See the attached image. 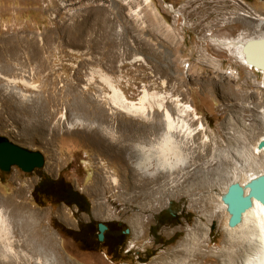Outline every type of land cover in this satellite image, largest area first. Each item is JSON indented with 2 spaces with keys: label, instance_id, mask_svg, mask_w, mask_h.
<instances>
[{
  "label": "rangeland",
  "instance_id": "374dc122",
  "mask_svg": "<svg viewBox=\"0 0 264 264\" xmlns=\"http://www.w3.org/2000/svg\"><path fill=\"white\" fill-rule=\"evenodd\" d=\"M260 36L264 0H0V137L45 157L32 173L0 171V264H155L197 224L204 205L196 198L209 194L222 211L229 178L264 173V153L253 154L264 134V74L227 44ZM109 86L128 102L145 98L146 121L121 112ZM165 111L194 159L177 178L194 180L150 183L156 196L144 209L148 198L131 179L136 153L125 161L102 134L139 133L156 119L163 128ZM44 176L84 195L89 217L33 201ZM168 210L181 213L168 220ZM159 216L165 225L154 228ZM78 219L128 230L120 256L80 252L63 233ZM206 226L217 252L223 229Z\"/></svg>",
  "mask_w": 264,
  "mask_h": 264
},
{
  "label": "bare ground",
  "instance_id": "6f19581e",
  "mask_svg": "<svg viewBox=\"0 0 264 264\" xmlns=\"http://www.w3.org/2000/svg\"><path fill=\"white\" fill-rule=\"evenodd\" d=\"M244 42L245 40L238 39L233 42H228L227 44L229 46L232 45L236 48L237 58L240 60V63L244 67L249 70H255L254 68L246 64L242 55V45ZM260 73L264 74L263 72ZM109 87L113 91V96L111 97V99L113 100L112 102L113 104L119 106V110L121 112L125 113L130 117H136L143 121H146L147 117L144 110L145 98H141L138 104H134L132 102L124 100L122 96L118 97V92L114 90L112 86ZM164 121L165 127L163 128V120L156 119L154 122H151V124H153V127H147L148 129L145 128L139 133L135 132L136 134L133 132H129V134H127L126 132L123 134H117V132H114L113 130H111L113 133L111 131H103L105 133L102 134L103 138L105 137L112 147L117 148L119 152L121 151V156L124 157L125 161L127 160V157H130V152L136 153L135 161L133 163V178L131 179L135 180H133L134 183H132L134 188L138 187L139 194H142L146 197L143 199L148 198V204L145 203L144 205H142L144 209L150 206L153 202L152 200H154V198L151 200L149 199V197L151 198L156 196V191L148 192V186L150 185V183H156V181L160 179H165L166 177L169 178V176L172 177L174 175L175 181L180 180L182 177L180 179L177 178L178 166H186L187 168V166H192V163L194 161L192 154V156L189 157V153L185 148L186 146L184 147V144L179 143V141H177V136L175 135V133L177 134V131L180 129L175 125L174 118L168 111L164 112ZM78 123H80L79 120ZM124 139H127V141L129 142L124 143ZM262 140L264 141V134L259 135L256 144L253 145V154L255 153L256 155H260L264 153V148L262 150L257 149L258 143ZM194 152L196 153L195 150ZM240 154L241 153H239V155ZM251 156L252 155H250V157ZM150 171L151 173L149 174L148 172ZM145 175L147 178L151 179L150 182H146L142 178ZM184 175L185 174H183V177ZM261 175H264V173L260 174L259 176ZM255 178L257 177L246 178L243 181L237 180L234 177L229 178L225 183L227 184L226 188L224 187L225 189L220 192L218 198L221 202V206L223 209L222 211H220L221 209L218 210L217 205H215V203H213L212 201L213 199L211 197L210 198L212 200L209 198V194L205 195L207 196L205 199L202 198L203 196H200L201 198H196L195 203H203L204 205V209L201 211V216L197 224H195L190 230L187 231V234L185 235L183 241L180 242L175 248H173L172 251L166 253L163 252L164 254H162L160 259H158L155 264H205V262H207L206 260L208 259L214 262L213 264H264V204L253 200L252 207L245 213H243L241 223L234 228H230L228 226L230 215L226 211V206L221 201L222 195L227 191L228 187L231 184L238 183L239 185H241V187H245L247 183H249L252 179ZM193 180L194 179H192L191 177L186 176L179 182L177 181L176 188L181 187L184 183H193ZM196 182L201 184L200 187H205L208 181L206 182L205 179H203L197 180ZM216 185L217 184L215 182H211L210 185L208 184V187H206V189L210 188L211 190H213L212 188H214ZM173 187H175V185ZM247 194L248 189H245V195ZM157 200L158 199H156V201ZM191 202L192 200L189 203ZM193 205L195 204L193 203ZM214 220L217 221L221 229H223L225 235L224 239L222 238V247L217 252L212 251L210 248L211 240L208 237L209 232L206 226L208 222ZM29 227H31V225H29Z\"/></svg>",
  "mask_w": 264,
  "mask_h": 264
},
{
  "label": "water",
  "instance_id": "95a60500",
  "mask_svg": "<svg viewBox=\"0 0 264 264\" xmlns=\"http://www.w3.org/2000/svg\"><path fill=\"white\" fill-rule=\"evenodd\" d=\"M242 55L247 65L254 68L256 72L264 73V36L246 40L242 45ZM264 148V141L257 145L258 150ZM45 157L39 151H32L23 148L0 137V171L10 172L12 168H18L24 173H32L35 170L43 169ZM245 189L248 194L245 195ZM256 200L264 204V175L252 179L245 187L238 183L231 184L222 195L221 201L226 206L230 215L228 226L234 228L241 223L242 215L252 207V201ZM107 227L104 223L98 224V240L103 242L104 232ZM128 234V230L125 231Z\"/></svg>",
  "mask_w": 264,
  "mask_h": 264
},
{
  "label": "flooded vegetation",
  "instance_id": "af4514ba",
  "mask_svg": "<svg viewBox=\"0 0 264 264\" xmlns=\"http://www.w3.org/2000/svg\"><path fill=\"white\" fill-rule=\"evenodd\" d=\"M42 179V178H41ZM39 180V182L41 181ZM57 179H52L55 182L46 183L45 186L36 191V186L39 182L34 186L32 191V199L35 202H39L40 200H46L55 202L58 199H62L59 202V205H65L67 208H74L75 212L79 216H87L89 217V213L86 210V205L82 202V199L78 194H76L72 189H69L68 185L63 181ZM66 203H72L71 206H67ZM181 212H172L168 210V220L177 219V214ZM164 217H158L156 221V226H160V228L165 225L163 223ZM76 227L73 231H69L64 229V235H69L68 237L78 244V250L82 253H98L101 255L109 256L110 258L119 257L121 251H123L124 241V231H121L120 224L118 223H105L107 230L104 232V240L103 242H99L98 240V224L94 226L90 221L88 223L82 224L81 221L75 220ZM163 224V225H162ZM159 228V229H160ZM63 231V230H62ZM62 233V232H61ZM124 233V234H123ZM151 236L154 241H157L156 232H152Z\"/></svg>",
  "mask_w": 264,
  "mask_h": 264
},
{
  "label": "trees",
  "instance_id": "16d2710c",
  "mask_svg": "<svg viewBox=\"0 0 264 264\" xmlns=\"http://www.w3.org/2000/svg\"><path fill=\"white\" fill-rule=\"evenodd\" d=\"M59 180H61V181H63L62 179H59ZM52 183V182H55L54 180H52L51 178H49V177H47V176H44V177H42V179H41V181L39 182V184L36 186V191L38 190V189H42L44 186H45V184L46 183ZM67 185H68V187H69V189H72L76 194H78V196H80V198L82 199V202L86 205V210H87V212L88 213H90V204H89V201H88V199L84 196V195H82L81 193H79L78 191H76V190H74L73 189V187L69 184V183H67L66 181H64ZM47 183V184H48ZM53 184V183H52ZM62 199H58L57 200V202H60ZM67 204V206H71V204L72 203H66ZM124 234V233H123Z\"/></svg>",
  "mask_w": 264,
  "mask_h": 264
}]
</instances>
